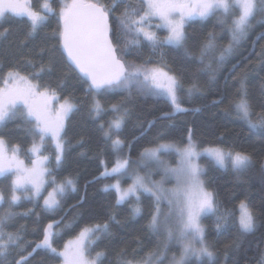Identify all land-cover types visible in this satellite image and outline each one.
I'll return each instance as SVG.
<instances>
[{
    "label": "trees",
    "instance_id": "obj_1",
    "mask_svg": "<svg viewBox=\"0 0 264 264\" xmlns=\"http://www.w3.org/2000/svg\"><path fill=\"white\" fill-rule=\"evenodd\" d=\"M23 1L33 11L45 14V0ZM48 2L55 14L48 13L43 25L31 36L30 21L25 16L9 14L0 21V87H3L9 71H19L32 78L43 65L45 72L39 80L33 79V83H39L41 90L45 87L55 90L61 101L67 98L75 108L65 121L62 134L65 150L59 166L55 160V142L51 138L44 142L42 154L49 157L47 166L51 175L46 177L48 182L40 197L28 200L22 196L17 205L10 207L11 178L0 180V191L5 195L0 216L12 214L4 231L21 236V246L26 248L23 254L27 255L43 239L49 223L53 224V245L58 251L76 239L82 229L107 224L108 231L95 244L89 245L90 259L95 258L97 252H103L99 264H122L124 259L143 264L152 254L151 257L156 259L161 257L159 262L165 264L172 255L179 254V248L175 245L168 247L166 236L149 227L155 198L140 194L141 213L134 216L135 197L118 205L115 190H105L121 173L108 176L102 173L106 168L110 171L118 159L135 160L133 163L136 164L131 163V167L138 166L144 150L155 148L158 143L184 146L191 130L193 141L200 149L218 147L251 157L250 165L242 171H235L231 166L223 170L211 160L201 159L205 167L204 186L213 192L217 204V213L203 218L205 244L214 252L215 264H264V127L250 128L237 114L233 103L240 98L243 82L251 104V119L256 122L258 117L264 116V16L257 15L246 39L231 56L220 62V52L228 46L231 35L230 22L219 23V14L205 22L194 21L186 26V54L185 48L163 44L153 48L143 38L139 46L126 48L124 40L130 37H123L118 31V18L124 10V5H119L109 20L110 26L116 30L122 59L150 68L159 67L176 75L184 85L180 102L188 111L165 117L164 114H171L173 109L164 97L144 94L133 87L95 97L103 107L102 113L96 116L91 111L93 96L87 90L88 85L68 66L56 35L61 27L60 8L71 0ZM102 2L110 4L111 0ZM127 3L141 7L139 0H127ZM157 24V21H151V30L162 41L167 32ZM209 34L215 38V48L201 59V49ZM193 85L195 87L189 94L188 89ZM113 104L127 112L119 133L123 141L119 150H115L111 140L104 136V131L117 115L112 111ZM28 127L19 120L13 121L0 128V136L7 146H18L26 165L31 166L34 157L29 149L34 137L27 132ZM35 142H39L38 138ZM168 163L174 165L176 160L173 158ZM130 168L126 172L130 173ZM52 176L57 182L73 179L76 190L65 194L55 212H48L44 209L43 198L52 190ZM241 201L248 204L256 217V227L251 233L240 232L235 223ZM227 213L233 214L228 226L217 230V215ZM18 258L17 251H11L4 264H12ZM28 264H62V258L54 257L45 249H37L29 257Z\"/></svg>",
    "mask_w": 264,
    "mask_h": 264
},
{
    "label": "snow or ice",
    "instance_id": "obj_2",
    "mask_svg": "<svg viewBox=\"0 0 264 264\" xmlns=\"http://www.w3.org/2000/svg\"><path fill=\"white\" fill-rule=\"evenodd\" d=\"M139 3L141 7L136 8L127 3V0H111L110 4L103 3L102 0H71L60 8L61 27L56 35L59 37L62 54L66 56L68 66L78 71L83 82L88 85L87 90L93 96L91 111L96 116L102 113L103 107L95 97L118 89L131 90L133 87L144 94L164 97L173 109L171 114L165 113V117L188 111L181 105L180 93L184 85L176 75L159 67L149 68L145 64L127 63L122 59L118 51L119 39L116 30L109 23L110 16L119 5H124V10L118 18V31L123 37H130L124 40L126 48L139 46L141 38L153 48L161 44L185 48L187 39L185 25L197 18L203 20L219 14V23L230 22L231 35L228 46L220 52V62L231 56L234 49L246 39L257 15L264 16V0H139ZM43 9L45 14L42 15L30 7L22 6L20 0H0V21L9 14L18 17L27 16L30 21L31 36L43 25L48 13L55 14L48 0H45ZM153 18L159 21L156 25L158 28L167 30L168 34L162 41L159 40L156 32L151 30ZM114 40L117 43H114ZM214 48L215 38L209 34V39L201 49V59ZM185 53L188 54L186 48ZM44 72L43 65L33 73L32 78L21 75L19 71H9L3 81L4 86L0 87V128L19 120L22 124L30 126L27 132L34 137L29 149L34 159L31 161V167H28L19 158V147L16 146L9 152L5 140L0 136V180L11 178L10 207L17 205L22 196L28 200L41 196L48 182L46 177L51 175L47 166L49 157L42 154L46 138H51L55 142L57 166L62 163L65 150L62 135L65 120L74 110L75 105L65 98L60 103L59 109L53 111L49 99H58L55 90L45 87L41 91L40 84L33 83V79L39 80ZM194 87L195 85L188 89L189 94ZM239 96L238 100L233 101L237 114L248 123L250 128L264 127V116L258 117L256 122L251 119V104L243 88V82ZM111 107L117 115L104 131V136L111 140L115 150H119L123 146L119 133L127 112L122 111L116 104ZM101 127L103 128V125ZM35 138H38V143L35 142ZM172 151L177 153L179 163L176 168L167 169L176 179V187L170 194L162 195L161 187H148L144 179L136 175L132 184L126 189L121 188L119 181L111 186L117 192L116 203L119 205L130 197H135L136 206L133 207V215H140L138 193L150 194L155 198V206L149 227L153 232H158L163 227L169 242L175 238L182 244L180 257L179 259L174 257L173 264H190V259L193 257L197 264H205V258L207 264H215L214 252L205 244V229L201 218L210 213L216 214L217 204L213 192L204 187L201 180L202 170L197 160L201 155L206 154L220 167L231 164L235 171H242L250 165L251 157L243 152L233 153L218 147L204 149L203 153L198 152L191 130L188 133L187 144L183 148H178L172 143H158L155 148H146L141 155L143 158L162 164L161 154ZM128 166V159H118L111 170L106 168L102 175H118L125 172ZM51 185L52 190L43 198V206L46 211L55 212L60 208L61 199L65 194L76 190V184L71 178L57 182L52 176ZM105 190H108V186ZM162 199H167L169 204L168 213L163 218L160 208ZM4 203L5 195L0 191V205ZM232 215V213L217 215V230L226 228ZM11 217V213L0 216V264H4V260L14 250L17 251L19 258L14 259L12 264H28L29 257L37 249H45L54 257L62 258V264H99L104 256L103 252H97L95 258L90 259L89 245L95 244L101 235L108 231L107 224L82 229L75 240L69 241L62 251H58L53 245L55 235L52 231L53 224L49 223L44 230L43 239L33 247L32 251L24 255L26 248L21 246V236L4 231L5 224ZM173 217L177 225L175 232L171 226ZM235 223L242 233H251L255 230L256 217L244 201L239 205V216ZM197 243L199 247H196ZM166 248L167 245L165 250ZM151 255L149 254V258ZM122 264H134V262L124 259ZM143 264H147V261Z\"/></svg>",
    "mask_w": 264,
    "mask_h": 264
},
{
    "label": "rangeland",
    "instance_id": "obj_3",
    "mask_svg": "<svg viewBox=\"0 0 264 264\" xmlns=\"http://www.w3.org/2000/svg\"><path fill=\"white\" fill-rule=\"evenodd\" d=\"M20 3H21L22 6L30 7L23 0H20ZM25 17H27V16H25ZM209 18H207V19H209ZM207 19H203L202 20V19L197 18V19L191 20L185 25V28L191 22H194V21L205 22ZM153 20L157 21L159 23V21L157 19L153 18L152 21ZM161 29H163V30H165L167 32L166 29H164V28H161ZM167 46H170V45H167ZM127 63H130V62H127ZM41 91H43V90H41ZM62 102L63 101H61L59 98L58 99H51V98L49 99V104H50L51 108L53 109V111L58 110L59 106H60V103H62ZM195 145H196V143H195ZM175 146L178 147V148H183L185 145L184 146L175 145ZM7 147L9 149V152H11V150L13 148H11L9 146H7ZM196 148H197V151L201 152V153L204 152V149H207V148L200 149V148H198L197 145H196ZM19 158L24 161V159L21 157L20 153H19ZM173 158L176 160V164H174V165L171 164L170 165L168 162H170ZM202 158H207V159L211 160L217 167H219V168H221L223 170H225L226 168L231 166V164H228L226 167H220V166H218L215 163V161L210 156H208L206 154L201 155L199 157V159L197 160V164L199 165V167L202 170V173H201V180L202 181H203V174H204V171H205V167L201 163V159ZM128 161H129L128 168H130L131 167V163L135 162V160H128ZM140 161H141V163H138V166L134 165L133 167L130 168V173L126 172V171L122 172L121 175L118 177V179H116L114 181V183L108 185V189L115 190V188H113L111 186L116 184L117 181H119V184H120L122 189H126L130 184H132L133 179L135 178V176L138 175V176H140V177H142L144 179V182H145L146 186H148V187L159 186V187H161L163 189L162 195L170 194L171 191L176 187V179H175V177L172 175V173L170 171H167V169L176 168L178 166L179 157H178L177 153L175 151H172V152H169V153L161 154V161L163 162L162 164H160V163H158L156 161H153V160H148V159L143 158V157H142V159ZM24 163H25V161H24ZM133 164H136V163H133ZM25 165H26V163H25ZM28 167H31V166H28ZM126 180H129V181H126ZM115 192H116V190H115ZM142 193L143 192H140V193H138V195H140ZM144 194H148V193H144ZM160 208H161V215H162V218H163V216L166 215L168 213V210H169V204H168L167 199H162L161 200ZM209 215H212V214L210 213V214H208L206 216H209ZM206 216H203L201 218V223H202L203 227H204L203 218L206 217ZM171 226H172V228H173V230L175 232V229L177 227L175 217H173L172 220H171ZM160 231H161V233H163V235L165 237L166 236V232L164 231L163 227H161ZM169 244L170 245L168 247H171L173 245L178 246L179 254L172 255L170 260L167 261L165 264H173V258L175 257L176 259H179L180 254L182 252V244L177 239L174 238L171 242H169ZM199 246L200 245L197 243L196 247H199ZM159 260H161V259H159ZM159 260H157L155 257H151L150 259L148 258L147 264H161V262H159ZM162 264H164V263H162ZM190 264H197V261L195 260L194 257L190 259Z\"/></svg>",
    "mask_w": 264,
    "mask_h": 264
},
{
    "label": "water",
    "instance_id": "obj_4",
    "mask_svg": "<svg viewBox=\"0 0 264 264\" xmlns=\"http://www.w3.org/2000/svg\"><path fill=\"white\" fill-rule=\"evenodd\" d=\"M109 23H110V20H109ZM65 56V55H64ZM65 58H66V56H65ZM66 61H67V59H66ZM77 73H78V71H76ZM79 74V73H78ZM80 75V74H79Z\"/></svg>",
    "mask_w": 264,
    "mask_h": 264
}]
</instances>
